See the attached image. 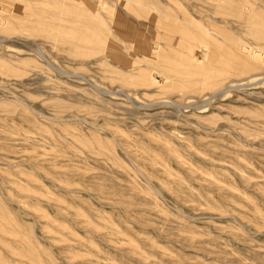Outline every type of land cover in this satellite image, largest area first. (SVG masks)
Instances as JSON below:
<instances>
[{"label":"rangeland","instance_id":"374dc122","mask_svg":"<svg viewBox=\"0 0 264 264\" xmlns=\"http://www.w3.org/2000/svg\"><path fill=\"white\" fill-rule=\"evenodd\" d=\"M83 1L134 29L121 57L0 0V264H264V39L237 16L261 1Z\"/></svg>","mask_w":264,"mask_h":264},{"label":"bare ground","instance_id":"6f19581e","mask_svg":"<svg viewBox=\"0 0 264 264\" xmlns=\"http://www.w3.org/2000/svg\"><path fill=\"white\" fill-rule=\"evenodd\" d=\"M260 1H261L260 5L256 6V8L251 7L253 2L245 5L244 7H241L237 11V16L241 20V23H243L247 28H250L255 36H257L258 38L264 39V0H260ZM37 2H39V1H37ZM37 2L30 3L28 5H25V4H19L18 5V8H21V5L25 6V11H27V14L29 17L24 16V19H25L26 24L29 25L31 28H34V26H36V25H40L42 27L43 31H45V32L48 31L50 28H52V29H55V32H53L52 35H50V33H52V32L48 31L49 36H51V37H56V38L61 39V40H64L67 38H72L73 40H75L77 45L80 42L81 44L92 45V47L94 46L95 48H98V47L104 48L105 47V48H108L111 52L113 51L114 55L117 54L118 57H121V54L118 52L119 51L118 46L111 39L110 29L113 28L114 31L117 30L116 33L121 35V37H123V38H124V36H122V34L126 35L128 33H131V30H134L128 24H123V22L119 23L115 20H111V21L108 20V22H107L106 20L102 19L98 15L96 10L91 9L90 5L88 6L85 1H83L84 2L83 8H81L82 6L80 7L79 4L77 3L78 0H40V2L42 3L41 5L37 4ZM50 3L53 4V7L52 6L49 7ZM224 4L226 6L231 5L230 1H228V0L226 2H224ZM1 7L5 10H4V12H3V10L0 11V23L5 22L9 18L19 19L18 17L11 15L12 13H11V10L9 9L8 6L2 4ZM46 18L51 19V21L46 20ZM115 18H117V17H115ZM110 23H112V24H110ZM0 25H2V24H0ZM210 31L211 30H209V32ZM212 34L215 35V33H213V32H212ZM174 41H175V39H174ZM207 43L214 46L216 49L217 45L215 44L214 40H211V39L208 40L207 39ZM147 44H148V42H147ZM129 45H130V43H129ZM206 45H204V46H206ZM254 47H253V49H254ZM237 48H238V55L236 57V60L238 62H242V60H244V58H246L247 56L250 55V52L247 49L248 48L247 46L243 48L242 45H239ZM139 49H140V46H139ZM157 50H158V46L153 47V46H150V44L148 46L144 42L142 51L144 53V56L147 57L148 60L155 61V63L158 62L159 60H161V58L158 56V54H156V56H155V52H158ZM205 50H200L199 52L194 53L193 56H194L195 62H194V65L192 66L191 72L200 71V69L203 68V66H205V64L202 63L203 58L206 57L205 55H207V52ZM211 50H214V49L211 48ZM199 53H200V57H199ZM212 53H214V52H212ZM215 53H216V51H215ZM215 53H214V55H215ZM217 54L218 53H216V55ZM127 56H128V54H127ZM127 56L125 53L124 57L126 58ZM211 58H212V56H211ZM174 60L173 61L172 60L166 61V65H167V62H169V64H168L169 67H172L176 63V60L175 61ZM170 64H173V65L170 66ZM143 70H140V71L143 72ZM168 70H170V68ZM173 71L175 73V71H177V69H173ZM163 74H164L163 71H161V76ZM179 75H181V72L177 71L176 76H179ZM142 79L144 81H142V80L141 81L144 83L145 79L144 78H142ZM184 79H188V78H184ZM189 80L190 79H188L187 81H189ZM194 82H196V81H194ZM186 83L188 85V82H186ZM192 84L194 85V83H192ZM1 204L2 203H0V205ZM1 210H2V208H1ZM3 221H6V220H3ZM0 222H2V221H0ZM2 223L4 224V222H2ZM22 243H23V241H22ZM30 246L33 247V245H30ZM27 257H29V259H32L37 264H41L40 263L41 260H39L38 256L36 257L33 253L29 252Z\"/></svg>","mask_w":264,"mask_h":264}]
</instances>
